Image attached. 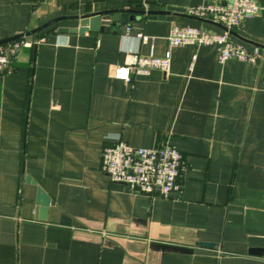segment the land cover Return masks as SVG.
<instances>
[{
    "label": "crops",
    "instance_id": "1",
    "mask_svg": "<svg viewBox=\"0 0 264 264\" xmlns=\"http://www.w3.org/2000/svg\"><path fill=\"white\" fill-rule=\"evenodd\" d=\"M219 1L0 0V41L33 33L36 43L0 81V264H264L249 253L264 249V0L230 35L260 49L255 64L168 39L174 24L225 32L187 13ZM130 10L127 26L104 33L52 24ZM151 53H170V69L115 77ZM118 138L176 146L181 191L163 198L113 183L102 155ZM38 188L50 197L46 221L36 219Z\"/></svg>",
    "mask_w": 264,
    "mask_h": 264
},
{
    "label": "built area",
    "instance_id": "2",
    "mask_svg": "<svg viewBox=\"0 0 264 264\" xmlns=\"http://www.w3.org/2000/svg\"><path fill=\"white\" fill-rule=\"evenodd\" d=\"M262 7L257 0H220L217 3L199 5L188 9L190 16L210 20L225 29L223 33L194 27L173 25L169 35L172 47L219 45V61L237 60L245 63H257L262 57L259 48L249 50L236 44L230 38L233 30L243 26L248 18L258 16ZM142 43H152L153 39L143 33L138 34ZM35 42L23 36L19 39L0 44V81L4 74L14 68V61L24 48H33ZM171 66V54L158 58L153 53L149 56H134L132 61L120 66L115 77L129 82L131 73L147 74L159 69L167 72ZM184 169V155L168 140H163L155 148H135L122 139L103 150L102 171L113 183L122 184L133 193L148 196L169 197L180 192V177Z\"/></svg>",
    "mask_w": 264,
    "mask_h": 264
},
{
    "label": "water",
    "instance_id": "3",
    "mask_svg": "<svg viewBox=\"0 0 264 264\" xmlns=\"http://www.w3.org/2000/svg\"><path fill=\"white\" fill-rule=\"evenodd\" d=\"M135 10L124 11V12H115V13H99L96 15H89L82 18L76 17H62L55 20L52 24H57L58 32L60 34H85L87 32H95V33H104L109 32L112 26L118 27L119 25L127 26L131 20L132 13ZM141 14H146L144 11H138ZM150 19H160L164 17H160L158 12H149ZM49 26V25H47ZM44 29L40 28L35 31L40 32ZM33 33H28L24 35H18L11 37L9 39H5L0 41V44H4L16 39H19L23 36H28ZM27 183L36 184L35 181H32L30 177H27ZM50 206V197L41 189L38 188L37 194V215L36 219L40 221H46L48 218ZM205 247H214V244L209 243H200ZM251 255L255 256H264V249H252L249 252Z\"/></svg>",
    "mask_w": 264,
    "mask_h": 264
},
{
    "label": "trees",
    "instance_id": "4",
    "mask_svg": "<svg viewBox=\"0 0 264 264\" xmlns=\"http://www.w3.org/2000/svg\"><path fill=\"white\" fill-rule=\"evenodd\" d=\"M141 10H142V9H141ZM141 10H140V11H141Z\"/></svg>",
    "mask_w": 264,
    "mask_h": 264
}]
</instances>
